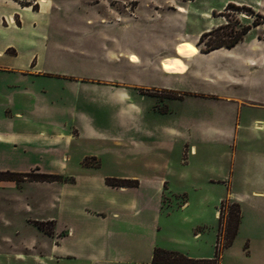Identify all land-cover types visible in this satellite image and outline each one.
<instances>
[{"label": "rangeland", "instance_id": "1", "mask_svg": "<svg viewBox=\"0 0 264 264\" xmlns=\"http://www.w3.org/2000/svg\"><path fill=\"white\" fill-rule=\"evenodd\" d=\"M236 36L230 53L187 58L184 73L160 70L176 43L205 51ZM136 83L179 95L124 86ZM117 87L125 95L115 102ZM7 124L24 138L0 165L16 167L21 154L29 167L53 172L59 152L73 174L80 156L96 152L99 162L84 166L136 176L125 179L140 187L93 191L65 175L13 191L0 186V264H119L103 259L105 221L80 214L79 205L127 206L154 196L162 177L161 206L133 219L124 210L130 232L146 223L160 259L264 264V0H0V129ZM53 135L72 140L44 149L34 139ZM6 195L27 206H4ZM233 204L240 218L229 248Z\"/></svg>", "mask_w": 264, "mask_h": 264}, {"label": "crops", "instance_id": "2", "mask_svg": "<svg viewBox=\"0 0 264 264\" xmlns=\"http://www.w3.org/2000/svg\"><path fill=\"white\" fill-rule=\"evenodd\" d=\"M177 44V43H176ZM173 45V49L174 46ZM228 50V51H227ZM214 51L222 52V53H230L229 49L226 48H220ZM197 56V55H196ZM196 56H193V58H190L189 61L196 58ZM206 57L209 56V54H203L199 53V56L197 57ZM164 58V57H163ZM162 59V58H161ZM160 61V60H159ZM159 64V62H158ZM136 65V64H131ZM159 68V67H158ZM156 71V70H154ZM161 74H163L160 70ZM165 75V74H163ZM166 76V75H165ZM126 88H130L133 91L138 92V89L140 87H148V88H161L164 90L163 93L165 94H175L177 93L179 95L178 91L169 89L168 86L166 87L165 84L158 83L157 86L149 85L144 86L142 84H124ZM114 89V88H113ZM111 96H113V99L115 102L121 101L124 98L125 91L120 87L115 88L114 90H111ZM235 129L233 130V132ZM17 132V131H16ZM12 129V125L7 124L5 129H0V161H4L7 158V154H9L8 159L12 160V151H16L18 144L22 141L20 139H23L24 137L20 133H16ZM75 136L78 135V131H75ZM39 140L40 147H44V149L53 148L56 146H60L62 149L63 147H67V140H72L69 138L62 139L56 135H53L51 137H40V138H34ZM22 143V142H21ZM114 145H118V142L113 141ZM22 147V146H21ZM46 147V148H45ZM5 148L9 149L8 152L5 151ZM56 149V148H55ZM53 153V151H51ZM62 154V153H61ZM58 156L56 159L52 160L56 164L57 170L53 172H47L44 174H53V175H59V176H69L66 177L67 179H73V184L75 186H78L83 182V184H90L93 191L94 190H100L102 192L106 191H113L115 193L123 194L129 192V190L137 191L140 187V181H137L138 185L136 187H126V186H119V187H112L105 184L107 175L101 174L99 171V166H84L83 163L88 159L90 161L97 160L98 161V154L96 152H87L84 153L80 158L78 159L77 163L79 166V171L71 174L68 170L67 161L70 159L69 155H60L58 152ZM99 162V161H98ZM35 169L39 173H42L41 169L37 166L29 167L27 162V157H23V155L19 154L17 158V165L16 167H12L9 165H0V172H14V173H27L28 171ZM136 176H130V177H124V179L121 178H115L112 179L116 180H129L132 181V179H125V178H135ZM165 178L162 177L159 182L158 186L156 188V192L154 196L150 198H144L143 200L140 198H136L133 200L134 204H126L119 203L116 199H111V201L105 202V205L102 204H92L90 205V201H87L83 205H79L80 207V214H85L86 217H89L91 219L96 218L100 220L105 221L106 233L104 235L103 243H104V250H103V259L105 262L108 263H119V264H154L152 263V257L153 253L156 250L155 243H154V234L148 231V227L145 223V228L143 230H138L135 232H130V228L135 227V224L129 221L128 216L124 214V210L126 208L130 209V211L133 212L131 219L137 218L139 215V212L141 210H144L146 208L155 207V206H161L162 204V196L164 194L165 188ZM23 183H37V182H28V181H22V182H16V181H0V186L4 188L5 190L13 191L15 189L20 188V184ZM46 183V182H43ZM54 183V182H51ZM254 194L262 195L263 191H261V188H257L254 191ZM99 194H97L98 196ZM101 196V195H100ZM6 200L4 201V206H27L23 205L21 201L16 200L15 198H7V195L5 196ZM186 202L182 203L181 206H185ZM149 221V220H148ZM136 222V221H135ZM55 229V223L56 221H52ZM55 234V232L53 233ZM64 235V232H62ZM69 234V230H68ZM44 235V234H43ZM49 237V236H48ZM52 237V236H51ZM142 240V242L140 241ZM231 247V246H230ZM229 247V248H230ZM228 248V249H229ZM249 250V249H248ZM248 254L245 255L246 257L249 256ZM201 262H207V264H211L212 260L207 261H200Z\"/></svg>", "mask_w": 264, "mask_h": 264}, {"label": "trees", "instance_id": "3", "mask_svg": "<svg viewBox=\"0 0 264 264\" xmlns=\"http://www.w3.org/2000/svg\"><path fill=\"white\" fill-rule=\"evenodd\" d=\"M229 6L233 7L232 4H230ZM253 25L257 26L258 24L254 23ZM247 32H248V30H246L244 32V34ZM208 33H210V32H208ZM206 34L207 33H202L200 35L199 42L202 41V38ZM240 37L241 36L234 37L233 40L231 42H229L228 44H220L218 46H208V49H206L205 51L198 49L199 44H196L195 46L200 53H206L207 54V53H210V52L217 50V49H220V48L232 49L240 41ZM59 180H61L60 176L44 174V173H39V172L37 173V170H34L33 172H28V173H14V172H8V171L0 172V181H16V182L28 181V182L51 183V182H55V181H59ZM105 184L108 186H112V187H119V186L136 187L138 185L137 181L116 180V179H112V178H106ZM233 206L236 208L235 225H234V228H233L231 235L228 237V242H227L226 247H229L231 245V242L233 241V239L236 235L237 227H238V223H239V218H240L239 206L237 204H233ZM233 206H229V207H233ZM223 207H227V206H221V208H223ZM219 211H221V210H219ZM230 214L233 216L232 213H230ZM36 226L38 227V230H43L40 224H36ZM49 233L50 232H48V234ZM159 254H160L159 250L154 251L153 257H152V263H154V264H207V262L198 263V262H193L192 260H187V259H183V258L175 259L172 256H170L169 258L160 259L158 257Z\"/></svg>", "mask_w": 264, "mask_h": 264}, {"label": "bare ground", "instance_id": "4", "mask_svg": "<svg viewBox=\"0 0 264 264\" xmlns=\"http://www.w3.org/2000/svg\"><path fill=\"white\" fill-rule=\"evenodd\" d=\"M177 12L182 13L183 10L179 7L177 8ZM207 31L208 30H205L204 32ZM196 55H199V52L196 46L194 45V43L191 42L177 43L174 46V56L163 58L160 60L159 62L160 70L163 73H168V74L184 73L186 71V65L184 61L187 58H191ZM127 61L131 64L138 63V59L133 54H129L127 56Z\"/></svg>", "mask_w": 264, "mask_h": 264}]
</instances>
